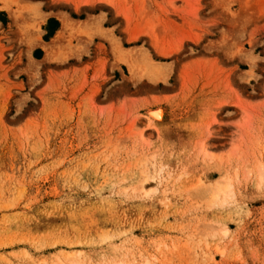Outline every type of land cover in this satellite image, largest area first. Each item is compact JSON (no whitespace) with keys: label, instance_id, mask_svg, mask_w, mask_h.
Here are the masks:
<instances>
[{"label":"rangeland","instance_id":"374dc122","mask_svg":"<svg viewBox=\"0 0 264 264\" xmlns=\"http://www.w3.org/2000/svg\"><path fill=\"white\" fill-rule=\"evenodd\" d=\"M107 1L0 0V264H264V0Z\"/></svg>","mask_w":264,"mask_h":264},{"label":"bare ground","instance_id":"6f19581e","mask_svg":"<svg viewBox=\"0 0 264 264\" xmlns=\"http://www.w3.org/2000/svg\"><path fill=\"white\" fill-rule=\"evenodd\" d=\"M107 3L111 6V7H115V9H118V5L119 4H114L115 2H109V0L107 1ZM118 6V7H117ZM121 9V8H120ZM124 9V8H123ZM122 10H119V12L121 13V14H123V17L125 16L126 17V19H127V16H128V13L126 12V10L125 11H122ZM126 12V13H125ZM142 16V15H141ZM132 18V17H131ZM63 22H64V24H65V27L67 28L68 27V23H67V21L66 20H63ZM154 26V25H153ZM152 26V27H153ZM152 27H150V25L148 26V28H152ZM155 29V28H154ZM147 33L152 37V38H154V30L153 29H149L148 31H147ZM156 33V32H155ZM138 38V34H136V33H133L132 34V37H131V39H137ZM181 48V46L179 47V49ZM156 51H157V53H158V55L160 56V57H163V58H167L168 59V57H170V56H172L173 55V52L171 51V50H166V49H164V48H162V46H159V47H157L156 48ZM130 57V56H129ZM134 57H135V55H134ZM122 59H120V60H122V61H125L124 63H126L127 64V66L130 68V72L131 71H134V69H133V67H135L136 65H132V63L131 62H129V61H126V58H123V56L121 57ZM132 57H130L129 58V60L131 59ZM136 58V57H135ZM134 58V59H135ZM133 59V58H132ZM128 60V59H127ZM136 62L134 61V63L133 64H135ZM150 63V62H149ZM159 65V64H158ZM145 66H147V65H145ZM152 66H154V65H152ZM140 67H141V65H140ZM158 67V66H157ZM161 67V66H160ZM160 67H158V68H160ZM142 68V67H141ZM141 68H139V69H141ZM147 68H149V67H147ZM155 69V68H154ZM162 70H163V67L161 68ZM168 69V68H167ZM174 69V68H173ZM142 70V69H141ZM144 70V69H143ZM149 70H150V68H149ZM172 70V68H170V72H173V71H171ZM135 71H137L136 70V67H135ZM134 71V72H135ZM152 71V70H151ZM146 72V71H145ZM155 72H157V70H155ZM150 73V72H149ZM133 74V73H132ZM137 74V72L135 73V75ZM146 74V73H145ZM151 74H156V73H154L153 71L151 72ZM150 74V75H151ZM159 74H160V72H159ZM168 74V73H167ZM170 74V73H169ZM163 76V75H162ZM146 77V76H145ZM150 77V76H149ZM160 76H158V78H159ZM153 78V77H152ZM157 78V79H158ZM154 79V78H153ZM162 80H164V79H162ZM166 81V80H165ZM153 116V117H151L152 119H154V118H156L155 120H161L162 119V112L160 111V110H156V111H151L150 112V116ZM153 127V126H152ZM154 129H155V127H154ZM143 140V139H142ZM205 145H203L202 147H203V149L202 150H204V152H206V149H205V147H204ZM201 147V148H202ZM208 156V155H207ZM259 165V164H258ZM257 165V166H258ZM262 166H263V163H262ZM260 167V166H259ZM256 168V167H255ZM258 168V167H257ZM259 169V168H258ZM261 169V168H260ZM259 169V170H260ZM263 169V168H262ZM261 171V170H260ZM257 172V171H256ZM257 175V174H256ZM227 181V180H226ZM175 182V181H174ZM229 182V181H228ZM226 183V182H225ZM232 183V182H231ZM223 184V181H219V182H217L216 183V186L215 187H212L211 188V191H212V193H213V196L211 197L212 199L213 198H215V200L217 199V201H218V199L219 198H223V200L222 201H224V198L226 199V197L227 196H229V194L231 195L232 194V192H231V190H230V188H231V186L229 185V184H224V185H222ZM203 185V184H202ZM213 186V185H212ZM208 188H206V190H207ZM232 189V188H231ZM232 190H234V189H232ZM125 191V190H124ZM233 195V194H232ZM204 197V196H203ZM228 198V197H227ZM230 198H232L231 196H230ZM230 198H228V199H230ZM201 199V198H200ZM212 199H211V201L209 202V203H211V206H212V204H215L214 203V200L212 201ZM226 201V200H225ZM207 203V202H206ZM217 203V202H216ZM223 203V202H222ZM222 205V204H221ZM206 206H207V204H206ZM208 208V207H207ZM199 243V242H198ZM188 247V246H187ZM159 248V247H158ZM174 248V247H173ZM164 249V248H163ZM186 250V249H185ZM164 251H162V253H163ZM161 253V254H162ZM167 253V252H166ZM164 256V255H163ZM155 257V256H154ZM169 258V257H168ZM156 259V258H155ZM122 262V261H121ZM145 263H147V261H145ZM149 263V262H148ZM115 264V263H114ZM119 264H121V263H119Z\"/></svg>","mask_w":264,"mask_h":264}]
</instances>
